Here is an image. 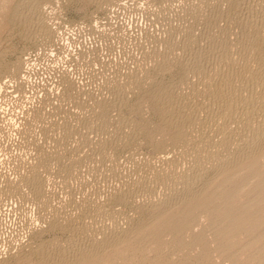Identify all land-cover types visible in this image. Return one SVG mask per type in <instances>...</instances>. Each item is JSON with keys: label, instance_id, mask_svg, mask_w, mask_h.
Returning a JSON list of instances; mask_svg holds the SVG:
<instances>
[{"label": "rangeland", "instance_id": "obj_1", "mask_svg": "<svg viewBox=\"0 0 264 264\" xmlns=\"http://www.w3.org/2000/svg\"><path fill=\"white\" fill-rule=\"evenodd\" d=\"M235 1L0 0V264H264V0Z\"/></svg>", "mask_w": 264, "mask_h": 264}, {"label": "bare ground", "instance_id": "obj_2", "mask_svg": "<svg viewBox=\"0 0 264 264\" xmlns=\"http://www.w3.org/2000/svg\"><path fill=\"white\" fill-rule=\"evenodd\" d=\"M236 1H237V0H236ZM236 1H235V2H236ZM235 2H234V3H235ZM236 3H237V2H236ZM236 3H235V4H236ZM238 4H239V2L237 3V5H238ZM237 5H236V6H237ZM239 5H240V4H239ZM237 7H238V6H237ZM237 7H236V8H237ZM205 21H206V20H205ZM215 23H216V22H215ZM242 23H243V22H242ZM245 23H246V22H245ZM263 23H264V22H263ZM248 25H250V24H247L246 26H248ZM241 26H242V25H241ZM243 26H244V25H243ZM246 26H244V29H245ZM250 26H252V25H250ZM250 26H249V29H250ZM253 26L255 27L256 24L254 23ZM238 27H239V26H238ZM254 27H253V28H254ZM241 28H242V27H241ZM246 28H247V27H246ZM262 28L264 29L263 25H262L261 29H262ZM238 29H239V28H238ZM258 29H259V28H258ZM240 30H241V29H240ZM254 30H255V29H254ZM254 30L252 29V31H254ZM238 31H239V30H238ZM242 31L244 32L245 30H242ZM252 31H250V32H252ZM257 31H258V30H257ZM240 32H241V31H240ZM245 32H246V31H245ZM247 32H248V28H247ZM250 32H248V33H250ZM258 32H259V31H258ZM263 32H264V31H263ZM255 33H256V32H255ZM245 34L248 36L247 33H245ZM260 34H261V36H262V33H260ZM260 34H259V36H260ZM246 35H245V36H246ZM252 35H253V34H252ZM242 36H243V35H241V37H242ZM255 36H256V35H255ZM255 36H253L254 40H255ZM259 36H258V37H259ZM251 37H252V36H251ZM245 38H246V37H245ZM247 38H249V37H247ZM247 38H246V39H247ZM259 38L261 39L262 37H259ZM237 39H238V38H237ZM246 39H244V40H246ZM249 39H250V38H249ZM257 39H258V38H257ZM260 39H259V40H260ZM235 40H236V39H235ZM242 40H243V39H242ZM244 40H243V41H244ZM252 40H253V39H252ZM259 40H256V41L260 42L259 45H261V40H260V41H259ZM262 40H263V39H262ZM236 41H238V40H236ZM236 41H235V42H236ZM249 41H250V40H249ZM256 41H254V42H255V43H258V42H256ZM241 42H242V41H241ZM244 42H245V41H244ZM244 42H243V43H244ZM246 42H247V41H246ZM225 43H227V42H225ZM237 43H238V42H237ZM243 43H242L243 46H247V45H248L247 43H245V44H247V45H244ZM250 43H252V42H250ZM250 43H249V44H250ZM255 43H254V44H255ZM239 44H241V43H239ZM224 45H225V44H224ZM225 46H226V45H225ZM225 46H224V47H225ZM227 46H229V45L227 44ZM237 46H238V44H237ZM250 46H252V47L254 48L253 45H250ZM256 46H257V45H256ZM256 46H255V47H256ZM221 47H222V46H221ZM247 48H248V47H247ZM247 48H245V49H247ZM250 48H251V47H250ZM256 48H257V47H256ZM259 48H261V46H259ZM259 48H258V49H259ZM226 49L228 50V47H227ZM226 49H225V50H226ZM231 49H232V47H231ZM243 49H244V47H243ZM243 49H242V50H243ZM221 50H222V49H221ZM250 50H251V49H250ZM262 50H263V49H262ZM218 51H219V50H218ZM255 51L257 52V50H255ZM255 51H253V52H255ZM223 52H224V51H223ZM244 52H247V50H246V51L244 50ZM244 52H243V53H244ZM250 52H251V51H250ZM225 53L227 54V52H225ZM225 53H224V54H225ZM230 53H231V52H230ZM230 53H228V54H230ZM236 53H237V52H236ZM243 53H242V54H243ZM247 53H248V52H247ZM202 54H203V53H202ZM224 54H223V56H224ZM234 54H235V53H234ZM253 54H254V53H253ZM255 54H256V53H255ZM255 54H254V55H255ZM258 54H259V56H260V53H258ZM254 55H253V56H254ZM256 55H257V54H256ZM263 55H264V54H263ZM263 55H262V57H263ZM202 56H203V55H202ZM236 56H238V55H236ZM245 56H246V55H245ZM200 57H201V56H200ZM224 57H225V56H224ZM226 57H227V56H226ZM228 57H229V55H228ZM228 57H227V58H228ZM232 57H233V56H232ZM239 57H241V58L243 57V58H244L243 55H242V56H239ZM250 57H251V56H250ZM250 57L248 56V58H250ZM208 58H209V57H208ZM233 58H235V56H234ZM251 58H252V57H251ZM254 58H255V56H254ZM201 59H202V58H201ZM201 59H200V60H201ZM222 59H223V58H222ZM230 59H232V58H230ZM238 59H239V58H237L236 60L238 61ZM245 59H246V58H245ZM245 59H243V60H245ZM260 59H261V58H260ZM195 60H196V59H195ZM223 60H225V59H223ZM227 60H229V59H227ZM239 60H240V59H239ZM247 60H249V59H247ZM247 60H246V61H247ZM255 60H256V59H255ZM255 60L253 59V61H255ZM197 61H198V60H197ZM208 61H209V60H208ZM225 61H226V60H225ZM230 61H231V60H230ZM230 61H229V63H230ZM233 61H235V59H233ZM241 61H242V59H241ZM260 61H261V60H259V62H260ZM262 61H263V60H262ZM262 61H261V62H262ZM201 62H203V61H201ZM226 62H227V61H226ZM239 62H240V61H239ZM239 62H238V65H239ZM247 62H248V61H247ZM224 63H225V62H224ZM231 63H232V62H231ZM242 63L245 64L244 62H242ZM249 63H250V61H249ZM249 63H248V64H249ZM251 63H252V62H251ZM251 63H250V64H251ZM253 63H255V64L257 65L258 62H257V63H256V62H253ZM225 64H226V63H225ZM250 64H249V65H250ZM200 65H201V64H200ZM227 65H229V64L227 63ZM231 65H234V64H231ZM231 65H230V66H231ZM256 65H255V66H256ZM258 65H259V63H258ZM261 65H262V64H261ZM263 65H264V63H263ZM196 66H197V65H196ZM242 66H243V65H242ZM242 66H239V67L242 68ZM250 66H251V65H250ZM252 66H254V65H252ZM227 67H228V66H227ZM227 67H226V68H227ZM243 67H245V66H243ZM248 67H249V66H248ZM257 67H258V66H257ZM257 67H256V68H257ZM223 68H225V67H223ZM229 68H230V67H229ZM236 68H237V67H236ZM258 68H259V67H258ZM260 68H261V67H260ZM262 68L264 69L263 66H262ZM230 69H231V68H230ZM234 69H235V68H234ZM234 69H233V70H234ZM243 69H246V68H243ZM247 69H248V68H247ZM263 69H262V70H263ZM228 70H229V69H228ZM258 70H259V69H258ZM226 71H227V70H226ZM229 71H230V70H229ZM231 71H232V69H231ZM231 71H230V74H231ZM236 71H237V69H236ZM236 71H235V72H236ZM239 71H240V70H238V73H239ZM242 71H243V70H242ZM246 71L248 72V70H246ZM246 71H245V72H246ZM251 71H253V70H251ZM219 72H220V71H219ZM222 72L224 73V70H223ZM227 72H228V71H227ZM247 72H246V74H248ZM259 72H260V71H259ZM14 73H15V72H14ZM16 73H17V72H16ZM236 73H237V72H236ZM241 73H242V72H241ZM249 73H250V72H249ZM256 73H257V71H256ZM263 73H264V72H263ZM263 73H262V74H263ZM226 74H227V73H226ZM243 74H244V71H243ZM243 74H242V75H243ZM246 74H245V76H244L245 78H246V76H247ZM252 74H253V73H252ZM214 75H215V74H214ZM214 75H213V76H214ZM216 75H217V74H216ZM216 75H215V76H216ZM224 75H225V74H224ZM234 75H236V74L234 73ZM239 75H240V73H239ZM248 75H251V74H248ZM256 75H257V74H256ZM258 75H261V74H258ZM219 76H220V75H219ZM221 76H222V73H221ZM228 76H229V75H228ZM251 76H253V75H251ZM222 77H223V76H222ZM225 77H226V76H225ZM225 77H224V78H225ZM230 77H231V76H230ZM232 77H233V76H232ZM242 77H243V76H242ZM254 77H255V75H254ZM254 77H253V79H254ZM217 78H218V75H217ZM217 78H216V79H217ZM234 78H236V77H234ZM247 78H248V77H247ZM250 78H251V77H250ZM262 78H263V76H262ZM214 79H215V78H214ZM226 79H227V78H226ZM230 79H231V78H230ZM230 79H229V80H230ZM239 79H241V78H239ZM259 79H261V78L259 77ZM259 79H258V80H259ZM232 80H233V78H232ZM234 80H235V79H234ZM254 80H256V77H255ZM258 80H257V81H258ZM217 81H218V80H217ZM217 81H216V82H217ZM222 81H224V80H222ZM225 81H228V80H225ZM225 81H224V82H225ZM236 81H239V80L236 79ZM240 81H241V80H240ZM240 81H239V82H240ZM245 81H247V80L245 79ZM198 82H199V81H198ZM206 82H207V81H206ZM216 82H215V83H216ZM228 82H229V81H228ZM230 82H231V81H230ZM230 82H229V84H230ZM242 82H243V80H242ZM242 82H241V83H242ZM254 82H255V81H254ZM254 82H253V83H254ZM263 82H264V81H263ZM212 83H213V82H212ZM221 83H222V82H221ZM221 83H219V84H221ZM248 83H250L249 85H250V87H251V85H252L251 83H252V82H249V81H248ZM258 83H259V82H258ZM193 84H194V83H193ZM223 84H224V83H223ZM226 84H227V83H226ZM226 84H225V85H226ZM229 84H228V86H229ZM231 84H234V83H231ZM212 85H213V84H212ZM237 85H238V84H236V87H237ZM254 85H255V84H254ZM254 85H253V86H254ZM256 85H257V83H256ZM262 85H263V84H262ZM262 85H261V83H260V87H261ZM213 86H214V85H213ZM215 86L218 87L219 85H215ZM220 86H221V85H220ZM253 86H252V88H253ZM263 86H264V85H263ZM211 87H212V86H211ZM224 87H225V86H224ZM226 87H227V86H226ZM226 87H225V88H226ZM230 87H231V86H230ZM247 87H248V86H247ZM250 87H249V88H250ZM257 87H258V85H257ZM260 87H258V88H260ZM213 88H214V87H213ZM219 88H220V87H219ZM232 88H233V87H232ZM252 88H251V89H252ZM262 88H264V87H262ZM223 89H224V88H223ZM254 89H255V88H254ZM212 90H213V89H212ZM227 90H228V88L226 89V91H227ZM231 90H232V89H231ZM235 90H236V89H235ZM237 90H238V89H237ZM205 91H206V90H205ZM208 91H209V90H208ZM214 91H215V90H214ZM216 91H217V92H216V95H218V96L223 100V105H227V102H228L227 99H230V98L233 99L234 96H235V95H234V96L232 97L230 91H227V93H226V91H224V90H222V89H216ZM247 91H248V90H247ZM247 91H246V92H247ZM249 91L253 93V91H251V90H249ZM254 91H255V90H254ZM164 92H165V91H164ZM191 92H192V91H191ZM236 92H237V91H236ZM197 93H198V91H197ZM203 93H204V92H203ZM217 93H218V94H217ZM255 93H256V91H255ZM258 93H259V92H258ZM260 93H261V92H260ZM166 94H167V92H166ZM204 94H205V93H204ZM211 94H212V93H211ZM214 94H215V93H214ZM233 94H234V93H233ZM243 94H244V93H243ZM246 94H248V92H247ZM249 94H251V93H249ZM186 95H188V94H186ZM209 95H210V94H209ZM209 95H208V96H209ZM258 95H259V94H258ZM155 96H156V95H155ZM199 96H200V95H199ZM199 96H198V97H199ZM201 96H202V95H201ZM201 96H200V97H201ZM204 96H206V95H204ZM211 96H212V95H211ZM244 96H245V95H244ZM246 96H247V95H246ZM251 96H252V95H251ZM255 96L257 97V94H256ZM263 96H264V94H263ZM153 97H154V96H153ZM160 97H162V96H159V100H158V101H160ZM191 97H192V96H191ZM193 97H194V95H193ZM212 97H213V96H212ZM212 97H211V98H212ZM249 97H250V95H249ZM259 97H260V96H258V98H259ZM261 97H262V94H261ZM165 98H166V97H165ZM189 98H190V97H189ZM194 98H195V97H194ZM209 98H210V97H209ZM209 98H208V99H209ZM211 98H210V99H211ZM214 98L217 99V97H214ZM245 98H246V97H245ZM253 98H255V97H253ZM258 98H257V99H258ZM156 99H157V98H156ZM197 99H198V98H196V100H197ZM205 99H207V98H205ZM216 99H215V100H216ZM235 99H236V98H235ZM250 99H252V98H250ZM250 99H248V100H250ZM260 99H261V98H260ZM188 100H189V99H188ZM190 100H191V99H190ZM190 100H189V102H190ZM194 100H195V99H194ZM202 100H203V98H202ZM213 100H214V99H213ZM215 100H214V101H215ZM222 100H221V101H222ZM242 100H243V99H242ZM262 100H264V99H262ZM165 101H166V100H165ZM192 101H193V99H192ZM192 101H191L190 104H192ZM199 101H201V100H199ZM199 101H197V102H199ZM210 101H211V100H210ZM235 101H236V100H235ZM245 101H246V100H244V103H245ZM258 101H259V100H258ZM163 102H164V101H163ZM166 102H167V101H166ZM184 102H185V101H184ZM195 102H196V101H195ZM197 102H196V103H197ZM218 102H219V100H218ZM229 102H230V101H229ZM232 102H233V100H232ZM249 102H250V101H249ZM249 102H247V103H249ZM253 102H254V101H253ZM261 102H262V101H261ZM158 103H159V102H158ZM160 103H162V102H160ZM164 103H165V102H164ZM167 103H168V102H167ZM200 103H201V102H200ZM204 103H205V101H204ZM207 103H209V102H207ZM244 103H243V104H244ZM156 104H157V103H156ZM193 104H194V102H193ZM211 104H212V103H211ZM250 104H251V102H250ZM253 104H254V103H252V105H253ZM259 104H260V103H258V105H259ZM161 105H162V104H161ZM166 105H167V104L165 103V106H166ZM194 105H195V104H194ZM194 105H193V106H194ZM196 105H198V104H196ZM200 105H201V104H200ZM203 105H205V104H202L201 107L204 109ZM212 105L214 106V102H213ZM212 105H211V106H212ZM228 105H229V104H228ZM232 105H233V104H232ZM256 105H257V103H255V106H256ZM158 106H159V105H158ZM193 106H192L191 108H194V109H195V107H193ZM230 106H231V104H230ZM160 107H164V106H160ZM166 107H167V106H166ZM174 107H175V106H174ZM198 107H199V106H198ZM223 107H225V106H223ZM228 107H229V106H228ZM228 107H227V108H228ZM251 107H252V106H251ZM259 107H260L259 110L261 111V110H262L261 107H263V106H259ZM170 108H171V107H170ZM189 108H190V107H189ZM196 108H197V107H196ZM207 108H209V107H207ZM247 108H248V106H247ZM256 108H257V107H256ZM171 109H172V108H171ZM171 109H170V110H171ZM177 109H178V108H177ZM185 109H186V108H185ZM197 109H198V108H197ZM223 109H224V108H223ZM228 109H229V108H228ZM237 109H238V108H237ZM253 109H254V108H253ZM162 110H163V109H162ZM167 110L170 111L168 108H167ZM188 110H189V109H188ZM190 110H191V109H190ZM200 110H201V108H200ZM212 110H213V109H212ZM212 110H211V112H212ZM224 110H227V109L225 108ZM245 110H246V109H245ZM255 110H256V109H255ZM165 111H166V109H165ZM171 111H172V110H171ZM197 111H198V110H197ZM197 111L195 112V114L197 113ZM205 111H206V110H205ZM208 111H209V110H208ZM236 111H238V110H236ZM243 111H244V110H243ZM263 111H264V110H263ZM263 111H262V112H263ZM163 112H164V111H163ZM166 112H167V111H166ZM173 112H174V111H173ZM177 112H178V111H177ZM185 112H186V111H185ZM190 112H192V110H191ZM190 112H189V113H190ZM258 112H259V111H258ZM170 113H171V112H170ZM178 113H179V112H178ZM192 113H193V112H192ZM209 113H210V112H208L207 114H208V115H211V114H209ZM229 113H230V112H229ZM246 113H247V112H246ZM185 114H187V113H185ZM213 114H214V113H213ZM181 115H182V114H181ZM187 115H188V114H187ZM189 115H190V114H189ZM248 115H249V114H248ZM250 115H251V114H250ZM184 116H185V115H184ZM260 116H261V115H260ZM190 117H191V115H190ZM215 117H216V116H215ZM246 117L248 118V116H246ZM258 117H259V116H258ZM169 118H170V117H169ZM226 118H227V117H226ZM229 118H230V117H229ZM184 119H185V118H184ZM191 119H193V117H192ZM242 119H243V117H242ZM244 119H245V118H244ZM187 120H189V118H187ZM240 120H241V119H240ZM247 120H248V119H247ZM185 121H186V120H185ZM189 121H190V120H189ZM179 122H180V121H179ZM181 122H183V121H181ZM207 122H208V121H207ZM224 122H225V121H224ZM190 123H192V122H190ZM242 123H243V122H242ZM246 123H248V122H246ZM251 123H252V122H251ZM183 124H184V123H183ZM199 124H200V123H199ZM177 125H178V124H177ZM181 125H182V124H181ZM241 126H242V125H241ZM241 126H240V127H241ZM249 126H250V125H249ZM190 127H191V126H190ZM245 127H246V126H245ZM261 127H262V126H261ZM261 127H259V128H261ZM173 128H174V127H173ZM247 128H248V127H247ZM256 128H257V127H256ZM227 129H228V128H227ZM242 129H243V128H242ZM178 130H179V129H178ZM203 130H204V129H203ZM262 130H263V129H262ZM226 131H227V130H226ZM247 131H248V130H247ZM260 131H261V130H260ZM260 131L257 130L256 133L259 134ZM205 132H206V131H205ZM227 132H228V131H227ZM263 132H264V131H263ZM178 133H179V132H178ZM214 133H215V132H214ZM247 133H248V132H247ZM261 133H262V132H261ZM251 134H253V133H251ZM257 134H256V135H257ZM226 135H227V134H226ZM259 135H260V134H259ZM262 135H263V134H261V136H262ZM230 136H231V135H230ZM247 136H248V135H247ZM261 136H259V137H261ZM248 137H249V136H248ZM248 137H247V138H248ZM251 137H252V136H251ZM262 137H263V136H262ZM252 138H253V137H252ZM255 138H256V137H255ZM193 140H194V139H193ZM252 140H253V139H252ZM260 140H261V141H259V144L256 146V148H255V149L252 148L253 150H250V151H249L250 153H255V152L257 153V152H260V151L264 150V138H262V139H260ZM253 141H254V140H253ZM255 141H258V140H255ZM255 143H256V142H255ZM252 144H253V143H252ZM252 147H254V145H253ZM243 153H244V152H243ZM79 154H80V153H79ZM101 154H102V153H101ZM239 155H240V154H239ZM241 155H242V154H241ZM246 155H247V154H246ZM250 155H251V154H250ZM253 155H254V154H252V156H253ZM237 158H239V157H237ZM240 158H241V157H240ZM245 158H246V157H245ZM230 159H231V158H230ZM238 160H239V159H238ZM238 160H237V162H238ZM253 160H255V159H253ZM226 161H227V160H226ZM234 161L236 162V160H234ZM240 161H241V159H240ZM224 162H225V160H224L222 163H224ZM230 162H231V161H230ZM232 162H233V161H232ZM227 163H229V161H228ZM239 163H241V162H239ZM233 164H234V163H233ZM222 165L224 166V164H222ZM225 165H227V164H225ZM231 165H232V164H231ZM226 168H228V167L225 166L224 171H225ZM220 169H221V168H220ZM222 170H223V169H222ZM221 172H222V171H221ZM256 172H257V169L255 168V173H256ZM204 189H205V188H204ZM194 192H195V191H194ZM194 192H193V193H194ZM201 192H202V191H201ZM191 193H192V192H191ZM195 193H196V192H195ZM233 193H234L233 191L225 193L224 196H223V200H225V201H227V203H229V201H230V199H231ZM258 193H259V194H260V193H264V187H263V183H262V182H261V184L258 186ZM191 195H192V194H191ZM193 195H194V194H193ZM193 195H192V196H193ZM185 196H186V195H185ZM192 196H191V198H192ZM195 197H196V196H195ZM195 197H193V198H195ZM188 198H189V196L187 197V199H188ZM187 199H186V200H187ZM192 200H193V199H192ZM210 200H211V199H209V201H210ZM197 201H198V199H197ZM210 202H211V201H210ZM197 204H198V203H197ZM229 209H230V208H229ZM190 212H192V209H190ZM225 213L228 214V213H230V211L227 210V212H225ZM249 214H251V213H249ZM160 215H161V212H160ZM250 219H253V218H252V215L249 216V217H247L246 215H242V216H239V217H237V218H235V219H232L231 222H230L229 224H227V225H228V226H232V227H233L234 229H236V230H241L242 228H244V226H246V224H248V221H250ZM143 227H144V226H143ZM90 229H91V228H90ZM120 230H121V229H120ZM137 231H138V230H137ZM111 239H112V238H111ZM106 245H107V244H106ZM84 250H85V249H84ZM87 251H88V250H87ZM91 251H92V250H91ZM93 251H94V250H93ZM77 253H78V252H77ZM91 253H92V252H91ZM94 253H95V251H94ZM84 254H85V253H84ZM89 254H90V253H89ZM86 255H88V254H86ZM64 256H65V255H64ZM84 257H85V256H84Z\"/></svg>", "mask_w": 264, "mask_h": 264}]
</instances>
